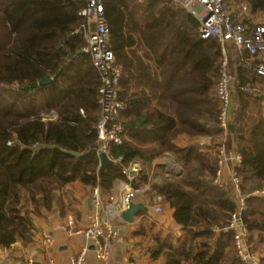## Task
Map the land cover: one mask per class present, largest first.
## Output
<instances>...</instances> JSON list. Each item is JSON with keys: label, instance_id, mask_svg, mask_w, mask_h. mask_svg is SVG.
<instances>
[{"label": "trees", "instance_id": "trees-1", "mask_svg": "<svg viewBox=\"0 0 264 264\" xmlns=\"http://www.w3.org/2000/svg\"><path fill=\"white\" fill-rule=\"evenodd\" d=\"M105 1L111 47L125 71L119 98L126 107L119 116L125 142L112 146L115 164L102 173L101 158L91 148L98 141L102 80L84 49L85 19L79 13L88 0H0V179L13 206L12 219L0 228V250L19 238L14 219L22 210L14 202L30 196L50 207L66 184L94 187L100 175L106 193L125 180L139 187L151 180L155 162L171 154L183 166L179 176L194 203L177 217L187 231L164 253V264H257L242 259L236 230L229 227L239 207L236 188L215 182L226 138L214 96L218 40L203 38L198 18L171 5L173 0ZM232 1L248 5L235 20L252 32L257 0ZM237 71L244 84L257 86L256 70ZM45 76L52 81L32 86ZM238 91L247 94L241 86ZM248 96L253 109L235 111L237 129L230 133L244 154L238 166L247 201L242 217L247 245L257 251L264 242V195L257 192L264 190V108H257L255 94ZM132 161L144 169L130 180L125 169Z\"/></svg>", "mask_w": 264, "mask_h": 264}, {"label": "built area", "instance_id": "built-area-1", "mask_svg": "<svg viewBox=\"0 0 264 264\" xmlns=\"http://www.w3.org/2000/svg\"><path fill=\"white\" fill-rule=\"evenodd\" d=\"M187 8L200 20V33L203 38H215L220 47L219 74L217 77L214 96L219 103L218 121L225 134L231 132L234 121V90L241 86L243 91L250 92L255 88L251 84H244L237 69L248 67L264 76V63H257L258 55L264 54V23H256L253 31L242 20H235L232 0H173ZM105 0H88V4L79 13L85 19L83 24L84 37L87 40L88 51L94 64L101 74L100 102L102 112L98 122L97 153L107 152L111 156L113 145H123L125 142L124 126L119 120L126 104L122 101L120 91L124 76V66L118 61L117 54L111 47L112 32ZM243 4V3H242ZM243 6V5H242ZM247 6V5H246ZM236 49L241 54L240 59L233 62L231 51ZM248 53V54H246ZM244 159L243 152L236 150L229 152L223 147L219 153L218 177L215 182L225 185L221 180L223 169L227 161L233 163L232 183L237 190L239 207L232 216L230 228L236 230V247L243 260L257 263V252L247 245L249 228L244 222L242 212L246 208V195L242 192V178L238 173V166ZM172 171H178L181 166L179 161L172 163ZM144 166L141 161H132L125 169L130 180H133ZM152 185L145 183L134 186L131 181L125 180L121 185L120 195L106 193L99 180L94 188L92 201L97 213L95 219L77 225L75 218L70 216L66 226L69 231V244L73 249L71 264H91L89 253L94 250L104 264H112L111 258L116 241L120 235L119 222L123 210L128 207L131 199L139 193L148 191ZM257 192H261L258 190ZM264 194V190H262ZM158 202L164 201V196L159 195ZM159 206V205H158ZM162 210V207H159ZM93 239L92 245L83 241ZM46 245L53 243V236L48 231L44 232ZM6 254V253H5ZM29 264H34L35 259L29 258ZM40 264H59L52 254L47 255Z\"/></svg>", "mask_w": 264, "mask_h": 264}, {"label": "crops", "instance_id": "crops-1", "mask_svg": "<svg viewBox=\"0 0 264 264\" xmlns=\"http://www.w3.org/2000/svg\"><path fill=\"white\" fill-rule=\"evenodd\" d=\"M242 3L239 2L238 5H232L235 18H240L247 13L248 5L245 2ZM257 3L259 6L257 8L260 10H257V17L252 18L251 24L253 22L264 23V0H257ZM231 53L233 62L240 59L241 54L239 51L233 49ZM255 60H257V63H264V54L258 55ZM249 77L252 79L251 75ZM257 77L259 80L257 79V86H253L255 88L253 91L245 94V92H239L237 89L234 90L233 101L235 115H237L236 110L239 111V114H242L241 112L244 109L249 111L253 109V103L251 102L249 104L248 93L256 95L253 97V100H257V108H264V76L257 73ZM239 116L242 117V115ZM233 123L237 125L235 120ZM225 137L224 147L229 152L236 151L238 143L234 134L227 133ZM174 161L178 160L171 154L165 155L157 160L155 166L153 165L151 169V180L149 182L152 187L150 190L141 192L134 197V200L144 201L152 209V212H141L137 214L134 223L128 222L123 218L118 220L120 235L112 253V264H164V253L167 250H171V246L178 243L180 236L187 231L188 226L179 222L177 217L181 214H186L192 208L194 197L190 187L179 176L183 169L182 164H180L181 166L178 168V171L171 170ZM232 167L233 163L229 160L223 169L221 180L226 184L233 185ZM100 172L104 173V171ZM122 183L123 181L119 184L117 191L115 193L113 192L116 197L120 195ZM89 187L95 188V186ZM4 188L5 185L0 179V228L2 227L3 229L6 219H12L9 211L13 207L11 206V200L8 202L6 199L8 191ZM65 188L60 191L61 199L58 202H64L66 200L69 204L74 199V196L70 191L68 195H65ZM235 193L237 198V192ZM159 195L164 196L163 202H158L157 198ZM22 204L23 206H27L14 219L19 238L12 244V247L0 250V264H29L28 261L31 257L35 259L34 264H40L49 254L54 255L59 264H71L73 249L68 240L69 231L66 226L67 220L70 216H73L77 225H84L95 219L97 211L93 201L91 204V201L87 197H78V200L72 201V207H74L72 213L75 216L73 214L69 215L66 221H64L66 217L56 211L48 214L43 213L41 216L35 212L34 214L27 213L28 208L30 210L32 206L37 205L36 201L30 196L26 197V200ZM157 205H162L164 210L158 211L156 209ZM62 207L64 206L62 205ZM46 231L53 236V243L51 245H46L44 242V232ZM83 241L91 245L93 243V239L86 240V238H83ZM259 254L264 256L262 252L257 253V264ZM89 257L91 264H104L94 250L90 251Z\"/></svg>", "mask_w": 264, "mask_h": 264}, {"label": "rangeland", "instance_id": "rangeland-1", "mask_svg": "<svg viewBox=\"0 0 264 264\" xmlns=\"http://www.w3.org/2000/svg\"><path fill=\"white\" fill-rule=\"evenodd\" d=\"M140 1H143V0H140ZM170 4L171 5H174L175 7L176 6H180L179 4H177L174 1H172ZM140 18L141 17L139 15L138 16L137 15L135 16V20L136 21H138ZM69 188H70V190H69ZM69 191L74 196V199L72 201L78 200V197L79 198L80 197H87L91 201V204H92V197H93L94 189L93 188H90L88 185L85 186V185H82V184H79V183L72 182V183H70V184H68L66 186V188L64 190L65 195H68L69 194ZM260 191L261 192L260 193L258 192V193L261 194V195H264L263 192H262V190H260ZM72 201L69 202V204H68V201H66V200L64 202H57L56 199H55L54 200V203H53L54 204L53 206L48 207L45 204H42L41 206H38V205H35V206H32V207L29 206L31 208H30V210L28 208L27 213L30 212V213L34 214V212H35L39 216H41L43 213H47L48 214V213H52V212H55L56 211L57 213L62 214L64 217H66L65 220H64V221H66V219H68L67 217L69 215H71V214L74 215V213H72V211L74 210V207H72ZM22 203H23V201H19L18 203L14 202L13 204L21 207V210L23 211L24 207L27 206V205H24L23 206ZM62 205L64 207H62ZM160 206L162 207V210H164V207L162 205H159V206L157 205L156 209L158 211H162V210H159V207ZM258 245H259V247H258V249H257L256 252L257 253L262 252L264 254V242H261ZM261 256H262V254H259V257H261Z\"/></svg>", "mask_w": 264, "mask_h": 264}, {"label": "water", "instance_id": "water-1", "mask_svg": "<svg viewBox=\"0 0 264 264\" xmlns=\"http://www.w3.org/2000/svg\"><path fill=\"white\" fill-rule=\"evenodd\" d=\"M52 81L51 76H45L41 79V81H35L32 83L33 87H39L41 84L50 83ZM237 125L235 123L231 124V130L235 131ZM17 146H20V143H16ZM96 143H94L91 148H95ZM101 158V171H105L109 166L115 164V160L109 155L107 152H101L99 154ZM28 210V209H27ZM26 210V211H27ZM141 212H152V209L142 200H134L131 199L128 207L123 210L122 218L128 222L134 223L136 221V215Z\"/></svg>", "mask_w": 264, "mask_h": 264}]
</instances>
